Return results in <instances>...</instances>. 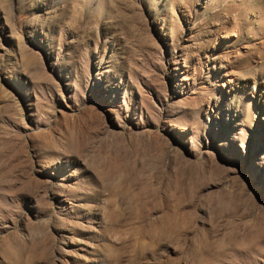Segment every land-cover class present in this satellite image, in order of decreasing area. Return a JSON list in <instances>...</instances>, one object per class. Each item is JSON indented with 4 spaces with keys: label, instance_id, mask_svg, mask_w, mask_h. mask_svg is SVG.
<instances>
[{
    "label": "rangeland",
    "instance_id": "obj_1",
    "mask_svg": "<svg viewBox=\"0 0 264 264\" xmlns=\"http://www.w3.org/2000/svg\"><path fill=\"white\" fill-rule=\"evenodd\" d=\"M0 264H264V0H0Z\"/></svg>",
    "mask_w": 264,
    "mask_h": 264
}]
</instances>
